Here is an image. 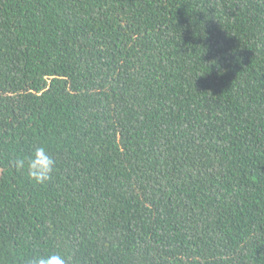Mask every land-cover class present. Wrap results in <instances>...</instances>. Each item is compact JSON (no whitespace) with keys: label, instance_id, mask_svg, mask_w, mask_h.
Listing matches in <instances>:
<instances>
[{"label":"trees","instance_id":"16d2710c","mask_svg":"<svg viewBox=\"0 0 264 264\" xmlns=\"http://www.w3.org/2000/svg\"><path fill=\"white\" fill-rule=\"evenodd\" d=\"M0 264H264V0H0Z\"/></svg>","mask_w":264,"mask_h":264},{"label":"rangeland","instance_id":"374dc122","mask_svg":"<svg viewBox=\"0 0 264 264\" xmlns=\"http://www.w3.org/2000/svg\"><path fill=\"white\" fill-rule=\"evenodd\" d=\"M0 174H1V168H0Z\"/></svg>","mask_w":264,"mask_h":264}]
</instances>
